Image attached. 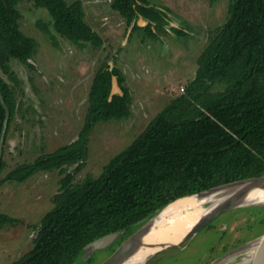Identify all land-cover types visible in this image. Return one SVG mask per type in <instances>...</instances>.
<instances>
[{"label": "trees", "instance_id": "16d2710c", "mask_svg": "<svg viewBox=\"0 0 264 264\" xmlns=\"http://www.w3.org/2000/svg\"><path fill=\"white\" fill-rule=\"evenodd\" d=\"M20 0H0V68L15 76L12 60L30 61L38 41L20 25ZM46 7L55 30L81 46L100 47L103 36L86 20L82 0H31ZM215 2L216 0H212ZM132 33L146 29L156 36L171 22L167 11L150 0H113ZM149 20L147 25L139 19ZM53 42L56 34L40 23ZM183 32L177 28V33ZM131 33V35H132ZM117 76L122 92H113ZM126 75L106 59L89 94V110L79 137L32 162L12 168L8 180L25 181L41 170L74 171L61 178L55 206L42 218L34 246L11 264H75L86 245L108 233L123 231L119 244L172 201L213 186L264 175V0H231L228 19L202 51L195 77L146 129L113 156L101 175L75 183L89 156V140L100 121L129 117L132 95ZM218 83L224 88L216 89ZM0 88L11 109L5 144L18 103L15 88L0 75ZM6 109L0 98V139ZM5 147V146H4ZM19 220L0 212V230Z\"/></svg>", "mask_w": 264, "mask_h": 264}, {"label": "rangeland", "instance_id": "374dc122", "mask_svg": "<svg viewBox=\"0 0 264 264\" xmlns=\"http://www.w3.org/2000/svg\"><path fill=\"white\" fill-rule=\"evenodd\" d=\"M72 3L76 0H67ZM86 20L105 39L100 47L81 46L55 30L46 7L20 0L21 29L37 39L30 60L34 67L18 59L11 64L15 76L0 75L15 88L17 113L4 147V177L12 168L56 151L79 137L89 110V94L97 71L106 59L118 65L131 90L132 114L98 122L89 140L86 166L75 173V183L102 174L105 165L126 149L195 77L199 57L216 30L228 19L231 0H150L167 11L171 22L156 36L146 29L132 33L126 18L113 0H82ZM146 25V21H141ZM40 23L56 34L55 44ZM183 32L177 33V28ZM132 33V35H131ZM218 83L216 89L224 88ZM76 164L41 170L25 181L8 180L0 187V212L18 218L0 230V264H11L35 243L42 218L55 206L54 195L61 178ZM264 234V204L228 210L211 220L180 245L162 249L146 264H211L221 255ZM113 245L83 255L75 264H101L119 246ZM245 253L241 254L244 255ZM238 257V256H237ZM235 257L230 259L238 260ZM234 260V261H235ZM250 264V262L246 263Z\"/></svg>", "mask_w": 264, "mask_h": 264}, {"label": "water", "instance_id": "95a60500", "mask_svg": "<svg viewBox=\"0 0 264 264\" xmlns=\"http://www.w3.org/2000/svg\"><path fill=\"white\" fill-rule=\"evenodd\" d=\"M146 21L147 23L149 22L148 19L141 17L139 19V24L143 25L141 21ZM133 25L130 27L132 30ZM117 92H122L121 87L118 82L117 76L114 77V83H113V92L112 94H115ZM0 98L2 100L3 105L5 106L6 109V117L4 120V125L1 133V139H0V170H1V165L3 161V153H4V146H5V139H6V134L7 130L9 127V121H10V116H11V109L5 99V96L0 88ZM246 186H264V175H259V176H252L244 179H238L234 181H230L227 183L219 184L216 186H213L207 190H203L198 193H193V194H188L183 197H180L168 205H166L162 210H160L157 214H155L152 218H150L145 224H143L139 229H137L133 234H131L128 238H126L119 246L116 248V250L112 253V255L106 259L103 263L101 264H121L124 262V260L134 251L138 250L142 246H151L154 248V251H152L145 259V261L142 264H146V262L154 256L157 252L161 251L162 249L169 248V247H174L180 245V243L194 235L196 232H198L201 228H203L206 224H208L211 220L215 219L222 213L238 208V207H243V206H249V205H244V204H238L237 201L239 199L237 198H227L224 202H222L220 207H215L214 206V201L210 202L211 206H213L205 213L196 220L192 226L183 233H179L172 239L168 241H148L146 240V236L150 233L151 230V225L152 222L159 217L165 210L168 208L172 203L176 202L177 200L185 197H190V196H195V195H201L203 193H212L214 194V198H216V194L221 191H225L227 189L231 188H236V187H246ZM263 205V204H260ZM123 234V231H117V232H112L108 233L106 235H103L99 238H96L95 240L91 241L86 245V251L83 254V257L86 256L87 254H91L95 250L103 249L106 247H109L114 244V242L119 238V236ZM260 239L259 243L257 244L255 248V253L254 256L250 262V264H264V234H262L260 237L254 239L257 240ZM254 240H250L247 243L233 248L229 252L221 255L216 261L212 262L211 264H219L224 261H229L230 259L240 255L244 251H247L250 248L251 242Z\"/></svg>", "mask_w": 264, "mask_h": 264}, {"label": "bare ground", "instance_id": "6f19581e", "mask_svg": "<svg viewBox=\"0 0 264 264\" xmlns=\"http://www.w3.org/2000/svg\"><path fill=\"white\" fill-rule=\"evenodd\" d=\"M227 198H237L239 199L237 203L244 205L264 204V186L231 188L218 192L216 198H214V194L208 192L201 195L181 198L172 203L152 222L150 233L145 239L148 241H168L179 233L186 232L202 214H205L213 206V204L216 208L220 207L222 202L227 200ZM212 201H214V203L209 206ZM259 241L260 239L251 242L249 245L250 248L246 251V254L241 256V254L245 252L241 253L238 260L233 259L231 262L229 260L219 264H246L251 262ZM152 251H154L153 247L142 246L131 253L121 264H142ZM238 257L236 256L235 258L237 259Z\"/></svg>", "mask_w": 264, "mask_h": 264}, {"label": "built area", "instance_id": "2783aa9c", "mask_svg": "<svg viewBox=\"0 0 264 264\" xmlns=\"http://www.w3.org/2000/svg\"><path fill=\"white\" fill-rule=\"evenodd\" d=\"M183 90H185V87H182Z\"/></svg>", "mask_w": 264, "mask_h": 264}, {"label": "crops", "instance_id": "0c3cea01", "mask_svg": "<svg viewBox=\"0 0 264 264\" xmlns=\"http://www.w3.org/2000/svg\"><path fill=\"white\" fill-rule=\"evenodd\" d=\"M84 3V2H83ZM84 9H85V7H84ZM86 12V11H85ZM147 25V24H146ZM142 26H145V25H142Z\"/></svg>", "mask_w": 264, "mask_h": 264}]
</instances>
